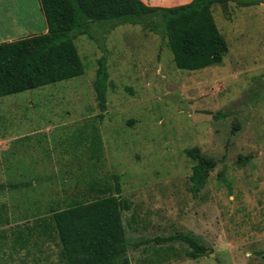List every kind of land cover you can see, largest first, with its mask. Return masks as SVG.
<instances>
[{
	"label": "rangeland",
	"instance_id": "374dc122",
	"mask_svg": "<svg viewBox=\"0 0 264 264\" xmlns=\"http://www.w3.org/2000/svg\"><path fill=\"white\" fill-rule=\"evenodd\" d=\"M35 1H18L27 19L0 26V42L43 33ZM212 11L228 43L220 64L183 70L162 34L97 24L74 35L83 75L0 97V184L17 185L0 191V264H63L44 223L73 199L116 193L117 179L132 264H264V3ZM103 55L105 111L94 87ZM189 148L216 160L196 192ZM180 233L207 251L193 258L185 241L154 240Z\"/></svg>",
	"mask_w": 264,
	"mask_h": 264
},
{
	"label": "trees",
	"instance_id": "16d2710c",
	"mask_svg": "<svg viewBox=\"0 0 264 264\" xmlns=\"http://www.w3.org/2000/svg\"><path fill=\"white\" fill-rule=\"evenodd\" d=\"M233 1L240 6L264 3V0H192L176 6H153L143 0H40L48 30L12 41L0 42V97L55 84L83 75L84 63L74 41L76 32H88L97 24L114 28L124 23L143 24L168 38L178 68L197 70L223 62L228 43L221 33L212 6ZM107 57L99 59L94 87L101 111L107 108ZM224 115V114H223ZM103 117V114H99ZM93 156L102 150L98 132L89 146ZM186 153L197 160L193 166V191H200L216 160L199 149ZM6 186L0 184V191ZM130 204L116 193L90 201L73 199L53 209L42 233H57L62 245L63 264H132L123 211ZM156 242L182 240L189 244L187 255L197 258L207 251L190 234L156 237ZM147 241H151L150 239ZM1 258V247H0Z\"/></svg>",
	"mask_w": 264,
	"mask_h": 264
},
{
	"label": "crops",
	"instance_id": "0c3cea01",
	"mask_svg": "<svg viewBox=\"0 0 264 264\" xmlns=\"http://www.w3.org/2000/svg\"><path fill=\"white\" fill-rule=\"evenodd\" d=\"M18 1L19 0H7V3L4 7L0 5V7L7 10V13L5 16L0 15V26L4 25V23L12 24L14 22L16 24L20 18H24V16H21V17L18 16V12L22 10V8L20 9V5H18L19 4ZM22 1L25 3V5L27 4L29 7H31L32 10H35V8L38 5L35 0H22ZM143 1L153 6L170 7V6L186 4V3L191 2L192 0H143ZM5 18H6L5 20L6 22L4 21ZM24 19L26 20L27 18L25 17ZM47 30H48V26H45L44 24L43 33L46 32Z\"/></svg>",
	"mask_w": 264,
	"mask_h": 264
}]
</instances>
